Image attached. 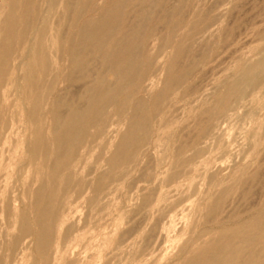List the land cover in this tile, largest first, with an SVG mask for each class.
Instances as JSON below:
<instances>
[{
  "label": "bare ground",
  "instance_id": "6f19581e",
  "mask_svg": "<svg viewBox=\"0 0 264 264\" xmlns=\"http://www.w3.org/2000/svg\"><path fill=\"white\" fill-rule=\"evenodd\" d=\"M200 1L174 0V3L169 4L168 0H0V226L3 222L7 225L5 226L6 229L1 226L2 231L0 232L2 233L5 230L6 234H4L7 237L6 248L2 250L3 255H6V253L8 255V250L17 247L20 241H23L26 237H30L31 239L29 238L28 240L33 243L34 260L32 259L33 262L31 261L32 263L30 262V264H48L52 252H55V254L58 252L59 247H61L59 246L60 234L62 233L61 227L66 226L63 224L67 220L68 215L66 214L68 212H66V207L72 204L74 196L75 198L81 197L82 193L81 188L84 180H81V177L78 178L81 174L83 155L81 148L83 147L84 153L88 151L87 144L89 140H99V137L105 135L108 123L120 124L121 120L119 119L124 116L128 126L120 136L117 134L119 140L117 142V139L115 140L116 143L114 142L112 151L107 152V156L103 158L107 165L106 168L104 167V170H106L100 171L94 177L92 185L90 182L93 180L89 181V186H92L90 190L95 192L96 196H98L97 194L102 188L107 187L111 180L114 179L116 167L130 165L129 163L135 158L140 147L145 144L144 142L147 140L151 130V123L152 125L153 123L157 124V122L164 124L168 121V123H172L168 119L164 122L165 117L162 116L163 112H165L164 105L168 101L174 102L179 97H191L190 95L193 94L196 88V83L193 82V76L196 77V74H194L197 71L196 69L202 67L201 64L218 47L216 44L222 43L224 45L225 43L226 45L233 32V29H227L222 26L225 28L223 29L219 21V14H213L209 8L202 9L203 5L202 7L200 6ZM262 29L259 31L261 32ZM216 33L218 34L216 35ZM202 43L207 46L205 51L203 49L199 51L196 46ZM203 48L205 49V46ZM215 52L217 54V51ZM211 59L214 60L212 57ZM211 59L209 58V60ZM250 61L239 60L236 63L234 62L235 64L231 65L230 71L228 70L229 74L222 77V80L220 78L215 88L210 93L208 92L209 95L206 94L208 97L203 94L206 98L197 96L196 99H193L198 102L194 108V104L192 105V117L194 119H191V121L193 120V123H195L194 128H192L194 130L191 132L190 129V133L179 138L178 144H175V149L170 151L168 145H170L171 141H175L178 138L176 136L179 135L178 132L182 131L178 129L181 126L176 127L179 131L174 137L177 138L175 140L170 138L171 141L168 140V143L164 142L165 140L163 141L167 143L168 153L164 151L165 154L163 153L158 158L156 157L154 165L163 166L166 160L170 159L174 168L185 163L192 170H197L199 164L196 166L197 163L194 164L193 159L197 155H206L208 152L210 154L213 151L211 147L219 152L231 154L236 151L235 147H230L231 142L226 139L225 132H229V130L225 129V123L235 113L240 104H243L242 102L248 92L258 87L264 79V55L256 57L253 61L250 59ZM200 65L201 67H199ZM163 72L164 77L161 79V73ZM160 82L161 85H159ZM198 82L200 83L199 80ZM245 100H247V97ZM186 101L188 104L192 99L188 101L186 98ZM114 117H117V119L115 118L116 120H114ZM157 118H160V120L156 122ZM191 121L189 120V123ZM163 124L160 127H163ZM181 124L183 123L181 122ZM112 128L114 129V127ZM113 129H111L112 132ZM172 129L176 130L175 128ZM183 132L186 133L187 131ZM115 134L114 132L112 137ZM159 134L161 133L159 132ZM166 135L162 136L167 138ZM155 136L157 137V135ZM106 141L108 142V140ZM215 143L214 147L213 144ZM258 144V141L254 140V149ZM84 147L87 149L86 151ZM90 148L94 149L95 147L92 146ZM96 150V153L99 152ZM95 152L93 153L95 154ZM150 156L148 155V157ZM209 156H205L200 164H202V167L205 166L203 167L204 174L209 179V189L214 190V192L204 196L195 210L202 212L204 209L203 214L206 220L204 222H207V224L210 222L214 223V230L216 231L204 245L195 247L193 252L189 256L184 257L178 264H264V200L260 204L257 202L255 207L246 209V211L240 212L238 210L239 212H233L228 216V219L226 218L227 220L225 219L226 221L218 218L226 196L233 188L243 190L245 196L250 193V183L259 179L261 166L252 165L253 159L249 161L247 159L244 163H238L227 174H224L226 165L224 169L222 165L215 169L207 167ZM236 158L235 161H238ZM259 158L261 157L259 156ZM150 159L152 158L150 157ZM227 159L231 160V157ZM89 161L91 162V160H87V163ZM215 162L214 167L215 164H218V161ZM250 166L252 168L253 166L255 167L251 169ZM149 169L152 171L153 168L150 167ZM176 169L171 172H169V169L168 172H161L163 178L162 180L161 177L160 180L157 179L159 183L160 181L166 182L163 184L168 187L169 184L176 181L179 173V170ZM87 170L90 172L89 169ZM96 170L98 169L95 168L94 171ZM200 171L199 169L198 172ZM153 172L151 177H153L154 173L156 175L157 171ZM140 173L141 171L139 175L143 176L141 174H144V172ZM144 175L150 176L151 174L147 171ZM84 176L86 177V175ZM84 176L82 177L83 179ZM131 182L133 183V180ZM110 186L112 187V185ZM142 187L138 188L137 191L142 189ZM167 187L166 190L159 189L156 201L158 204L165 202V205L171 206L174 202L173 200L172 202L171 200L169 201L167 195L178 188L177 186L173 189ZM148 188V191L152 188L156 193L153 187L150 188L149 186ZM83 192L86 191L83 189ZM151 193L145 192V195L141 196L144 202L149 200ZM89 194L91 193L89 192ZM234 194L236 193L234 192ZM154 196L152 197L154 198ZM89 198H85L87 200L84 202L91 201ZM93 199L98 201L102 198ZM231 199L229 200L230 202ZM179 201L180 199L177 202ZM98 204L92 205V207H97L99 206ZM225 205L228 206L229 204ZM184 206L186 207V204ZM136 208L139 207L136 206ZM161 208L164 209V207L159 209ZM223 209H225V206ZM159 211L161 212V210ZM227 211H225L226 217ZM90 212L91 216L95 215ZM163 212H166L165 209ZM163 214L158 215L161 216ZM126 215L129 216L130 214ZM147 215L150 217L148 213ZM181 215H184V212ZM174 216L170 217V222H167V224H171L176 219L175 217L172 221ZM141 217H143V214ZM145 217L148 218L146 215ZM158 217L156 216L159 220ZM135 222L134 224L136 225L137 222ZM164 222L166 221L164 220ZM160 223L162 224L163 222ZM71 224H68V227ZM135 225L134 227L132 224V227L129 226L134 229ZM157 225L159 227V224ZM204 226H206V223ZM71 227L74 230L73 226ZM150 227L151 231L153 224ZM162 227L164 226L162 225ZM136 228L140 229L137 225ZM204 228L208 227H202V229ZM124 230L122 231L126 232L128 229ZM62 231L64 232V230ZM69 232L71 234L68 233L65 237L69 234L73 235V231ZM167 232H169V229L166 233L164 232V236L168 235ZM156 234L152 236L153 239ZM139 235L141 237V234ZM79 236L80 233L72 237L76 239ZM128 236L131 235L128 233ZM65 237L63 239L67 240L68 238L66 239ZM72 237L68 240H72ZM145 237H148L147 233ZM145 237L143 236V238ZM0 238L2 237L0 236ZM120 238L119 243L121 245ZM161 238L167 239V237ZM1 240L3 241V239ZM114 242L116 243V241ZM100 243L98 242V245ZM188 243L185 246H189ZM72 244L76 246L75 240ZM24 246L26 248V245ZM4 249H7V252L4 253ZM28 250L30 251L31 249H27L25 252H29ZM109 250L106 252H109ZM18 253L21 252L19 251ZM9 255L11 254L9 253ZM75 256L77 257V255ZM86 256L85 258H87ZM54 257L56 258V256ZM10 258L7 260L10 261ZM176 259L179 258H174V260ZM0 260L2 261V257ZM62 260H60L61 264ZM65 262L64 264H66Z\"/></svg>",
  "mask_w": 264,
  "mask_h": 264
},
{
  "label": "rangeland",
  "instance_id": "374dc122",
  "mask_svg": "<svg viewBox=\"0 0 264 264\" xmlns=\"http://www.w3.org/2000/svg\"><path fill=\"white\" fill-rule=\"evenodd\" d=\"M201 1H203V2H201ZM201 1H200V6L202 7V5H203L202 9L209 8V10H211V12L213 14H216V15L219 14L218 17L220 19L219 21H220L221 27L224 26L227 29H229V28L233 29L232 35L230 36L229 40L226 42V45H225V43H224V45L222 43L221 44H216V46H218V47H216V49L210 54V57L208 56V58H206L204 63L201 64L202 67L200 65L199 67H201V68H197L196 69L197 71H196V73H194V74H196V77L193 76V82L196 83V86H195L196 88H195V91L193 92V94L190 95L191 97H189V96L181 97V98L179 97L174 102H169L168 101L164 105L165 106V109H164L165 112H163V115H162L163 117H165V119H164L165 121L164 122H166L167 119H168L172 123H170V122L168 123V121L166 123H164V124L163 123H158L157 121H159L161 117L157 118V120H156L158 125L156 123H153V125H152V123H151V130H150L149 136H148L147 140L144 142L145 144H143L140 147V149L137 152L135 158L129 163L130 165H126V166L125 165H121V166L116 167L117 170L116 169L114 170L115 171L114 179L111 180V183L107 185V187H109V188H107V187L102 188V190L97 194L98 196H96L95 192L90 190V188L92 189V186H89L90 185L89 181H91V179L93 180V181L90 182L91 185H92V183L94 182V179H95L94 177H96V175L100 171H105L106 170V169L104 170V167L106 168L107 165L105 164V161H104L103 158L105 156H107V154H108L107 152H109V151L111 152L112 151L111 149H113V145L119 140L120 134L128 126V123H126L127 121L124 118V116L120 117V119H119V120H121L120 124L119 123H113V124L112 123H108V126L106 127L107 131L104 133L105 135H102L104 138L101 136V137H99V140L98 139L91 140V141L89 140L90 143L88 142V144H87L88 145L87 146L88 147V151H86L87 149L84 147V150L86 151L85 152L86 154L83 151V147L81 148V152H82L83 155H82V162H81V174L78 177V178L81 177V180H84L83 181V186L81 188V190H82L81 191L82 192L81 193V197H78V198L76 197L75 198V196H74V198L72 199V204L70 206L66 207V212L68 211L66 214H68V215H67V220L64 222L63 225H66L67 228H66V226L65 227L64 226L61 227V232L62 233L61 232L60 233L62 234V236L60 234V237L62 239L60 238V240H59L60 241L59 246H61V247H59V250H58V252H56V254H55V252H52L53 255L51 254V258H50V261H49L48 264H53V262H54V264H58V263L61 264L60 260H62L63 258H64V260H62V264H64V261H66L65 262L66 264H82V262H83V264H87V262H88V264H91L92 262H94L92 264H151V263L152 264L153 263L154 264L155 263L156 264L157 263L158 264H169V263L172 264L174 261H175V263H173V264L180 263L184 259V257L189 256L193 252V249L195 247L204 245L215 234V231H216V230H214L215 229L214 223L210 222V223H208V224H210L208 226L207 222H204V221H206L205 217H204V214H203L204 209H203L202 212H199V211L195 210L197 205H199L201 203L202 198L204 196H207V194H210V193L214 192V190L209 189V187H210L209 179L207 177H205V174H204V168L203 167H205V166L202 167V164H200L205 156H209L210 155L209 156V160H208L209 164L207 165V167L209 166V167H212V169H215L219 165H222V167L224 169V167L226 165V167L224 169V172H223L224 174H227L232 169V167H234L238 163H244V161H246L247 159H248L247 161H249L250 159H253L252 160L253 164L251 163L252 165H255V166L256 165H260L261 166V175H260L259 179H257L256 181L250 183V190H249L250 193L248 195L245 196L244 193H243V190L241 191L239 188H233L229 192V194L226 196V199H225V202H224L223 207L221 209V212H220V214H218V218L219 219H222L223 221H226L228 219V216L230 214H232L233 212H239L238 210H240V212H243L244 210L246 211V209L248 210V209H251L252 207H255L257 205L256 204L257 202H258V204H260L261 201L264 200V168L262 169V167H264V155L261 156L262 154H264V89H262V88H264V79H263L262 82L258 85V87H256L255 89L251 90L250 92H248V94L245 96V98H244V100L242 102L243 104H240V106L235 111V113L225 123V129L227 128L229 130V132L226 131L227 129L225 130L226 131L225 132L226 133V135H225L226 139H228L231 142V146L230 147H232V148L235 147L234 149L236 151H234L233 154H231V153L219 152L215 148L211 147V149L213 151L210 154L208 152V153H206V155L205 154L204 155L203 154L197 155L193 159L194 164L197 163L196 166L199 164L197 166V170H192L191 167H189L188 165L186 166L185 163L184 164L182 163L179 167H175V168H177L176 170H179L178 178H177L176 181H174L171 184H169L168 187H170V189L171 188L173 189V188H175V186H177L178 189L177 190H172L167 195V197H168L169 201L171 200V202H172V200H173L174 204L175 203L176 204L175 205L173 204V205L170 206V205H165L164 204L165 202H160L158 204L157 201H156L159 189L166 190V187H167L165 184H163V183H166V182L160 181V183L163 185V187H162V185L157 180V179L160 180V177H161V180H162L163 176H162L161 172L162 173L166 172V171L168 172L169 170H170L169 172H171L172 170H175L174 165L171 164L170 159L166 160L164 165L163 166L161 165L162 167L160 166L161 168L158 167L157 164L154 165L155 162H156V157L158 158L159 156L163 155L164 151L167 152L166 145L168 143V140H170V138L175 140V138L178 137L175 141H171L170 140L171 142H170V145H168V147H170L169 150L171 151L172 149L173 150L175 149V144L176 145L178 144L179 138H181L184 135L190 133L189 132L190 129H191V132L194 130L192 128H194L193 126L195 125V123H193V120L191 121V119H194L192 117V113H193L192 112L193 111L192 105L194 104V106H193V108H194L196 106V104H198V102L194 101L193 99H196L197 96L201 97V96H203V94L204 95H206V94L209 95L210 91H212L215 88L216 84H218L220 78L222 80L223 79L222 77H225L227 74H229L228 72L230 71V68H232V66L237 61L242 60V61H245V62H251L250 59L253 61V60L256 59V57L258 58V57L264 55V53H263L264 52V46L262 47V45L264 44V30H263L264 29V0H201ZM168 2H169V4H172V3H174V0H168ZM211 7H212V9H211ZM224 27H222V28L225 29ZM261 29H262V31L260 32L259 30H261ZM258 32H260V33H258ZM217 34L218 33H216V35ZM196 46L199 48L198 49L196 47L199 51L200 50L202 51V49L205 51L207 49V46L204 43L197 44ZM202 46L203 47L205 46V49ZM217 48H219V49H217ZM215 51H217V54L218 53L219 54L217 55ZM216 56L217 57L219 56V57L217 58ZM211 57L214 58V60H212ZM209 58L211 60H209ZM216 59H218V60H216ZM208 61H210L211 64H209L210 62H208ZM161 74H162L161 75V79H162L164 77V75H163L164 72L161 73ZM198 80L200 81L201 84L198 82ZM159 85H161V82L159 83ZM202 90H203V92H202ZM208 95H206V96L208 97ZM203 97H205V96H203ZM246 97H247V100H245ZM186 98L188 99V101H190L192 99L193 103L191 101V102H188V104H187L186 103L187 102ZM183 101H185V102H183ZM183 103H184V105H183ZM189 108H190V110H189ZM173 115H175V116H173ZM187 116H188V118H187ZM176 117L178 118L177 120H176ZM115 118L117 119V117H114V120H116ZM183 119H185V120H183ZM189 120L191 121L190 123H189ZM178 121H179V123H178ZM181 122L183 124H181ZM186 122L188 123V125H186L187 124ZM162 124H163V127H160V126H162ZM166 124H169V125L166 126ZM184 124L187 126V128H186V126ZM154 125H155V127L157 126L158 129L155 128ZM179 126H181V127H179ZM226 126H228V127H226ZM112 127H114V129ZM176 127L177 128L179 127L178 129L182 130V131L178 132L179 130ZM182 127H184V128L182 129ZM108 128H110V130L113 129V132H112V130L111 131L108 130ZM159 128L162 129V130H160ZM172 128H175L177 131L176 130L174 131ZM155 129H156V131H155ZM169 129H171V130H169ZM166 131H167V133H166ZM171 131H173L174 133L173 132L170 133ZM183 131H187V132L184 133ZM114 132L116 133L114 135L115 138H114V136L112 137ZM159 132L161 134L158 135ZM177 132L179 133V135H176L177 137H174L175 134H178ZM227 132H228V136H227ZM238 132H240V133H238ZM117 134H119V136ZM164 134L165 135L167 134L166 135L167 138L165 136H162ZM155 135H157V137ZM101 140H103V141H101ZM106 140H108V142ZM115 140H116V142H115ZM233 140L235 141L234 143H233ZM254 140L258 141V143H259L258 146H256L255 149H254ZM163 141L167 142V143H164ZM155 143H157V144H155ZM154 144H155V146H154ZM159 144H161V145H159ZM215 145H216V143L213 144L214 147H215ZM92 146H94L95 148L94 149L90 148L91 151H92L91 152L89 147H92ZM152 146L155 147V148H153ZM236 147H238V148H236ZM152 148H153V150H152ZM96 149L99 152L96 153L95 152ZM162 149H164V150H162ZM103 150L106 151V152L104 153ZM87 152H89L90 154L87 153ZM93 152H95V154ZM148 152H150V153H148ZM214 153H215V155H214ZM255 153H256V155H255ZM96 154H97V157H96ZM103 154H104V156L101 157V155H103ZM150 154H151V156H150ZM148 155L152 159H150V157H148ZM227 155H228V157H227ZM98 156H100L99 158H101V159H99ZM259 156L262 159L259 158ZM153 157H154V160H153ZM230 157H231V160L230 159L228 160L227 158H230ZM253 157L256 158L259 162L256 159L254 160ZM83 158L84 159L86 158V160H84ZM235 158L238 159V161L237 160L235 161ZM224 159H225V161H224ZM87 160H91L92 163L89 161L90 163L88 162L89 163L88 164ZM226 160H227V162H226ZM102 161H104V162H102ZM139 161H141V162H139ZM146 161H148V162H146ZM215 161H218V164H215V167H214V163H216ZM220 161H222V162H220ZM233 161H235V162L233 163ZM82 163L83 164L85 163L84 166H83ZM143 164H145V165H143ZM149 164H151L154 167H152ZM91 165L94 166V167L92 166L93 171L91 169L92 173L90 171ZM96 165H97V167L98 166L99 167L97 168ZM141 165H143V166H141ZM128 166H129V168H127ZM190 166H192V165H190ZM255 166H253V168ZM150 167L153 168L154 170L152 169V171H151L149 169ZM250 167H251V169H253L252 166H250ZM95 168L98 169V170L94 171ZM87 169H89L90 172H88ZM199 169L201 170L200 172H198ZM142 170H144L143 171L144 174L147 171H149L151 175L150 176H146L144 174H141V173H143ZM140 171H141L140 174L143 175V176L139 175ZM153 171L154 172L157 171L156 175H155V173ZM93 172H95L94 175H93ZM136 172H138V173H136ZM152 172L154 173L153 177H151L152 176ZM195 173H197V174H195ZM84 175H86V177ZM83 176H84V179L82 178ZM116 177H117V179H116ZM124 177H125V179H124ZM127 177H128V179H127ZM133 177L136 178V180H134ZM145 177H146V179H145ZM148 178H149V180L146 181ZM150 179H151V181H150ZM131 180H133V183L131 182ZM137 180H138V182H137ZM134 181L136 182L135 184H134ZM190 181H191V184H190ZM124 182H125V184H124ZM155 183H158V184H155ZM131 184H132V187H131ZM133 184H134V186H133ZM153 184H155V185H153ZM110 185H112V187ZM156 185L157 186L159 185L157 189H156V187H157ZM251 185H253V186H251ZM145 186H147L146 187L147 189L145 188ZM149 186H150V188L153 187L154 190H156V193H155V191H153L152 188L150 189V191H148V189H149L148 187ZM140 187H142V189H139L140 191L138 190L139 191L138 192L137 189L140 188ZM83 189L87 193L83 192ZM129 189H131V190H129ZM239 190H240V192H238ZM151 191H152L153 195H155L154 198L152 197L153 195H152ZM89 192L92 195L89 194ZM145 192L151 193V196L149 198L150 201L149 200L147 202L143 201L142 197H143V195H145ZM234 192L236 194H234ZM128 194H130V195H128ZM90 195H91V197H90ZM101 195H102V197H101ZM234 195L235 196L237 195L238 197L237 196L235 197ZM243 195H244V197H243ZM249 195H251V196H249ZM247 196H248V198H246ZM92 197L93 198H98V199L102 198V199L98 200L99 201V204H98V201L96 199L94 200ZM85 198H89V200H91V201L93 200V201L92 202L91 201L84 202V201L87 200ZM152 198H153V200H151ZM229 198L230 199L232 198L231 202L229 201L230 200ZM179 199H180V201L177 202ZM140 200H142L141 203H140ZM186 200H187L188 203L186 202ZM234 201H235V203H234ZM143 203H145V204H143ZM97 204L99 205V206H97L98 208L95 207V206L92 207V205H97ZM146 204H148V205L150 204L151 205V206L149 205V209H150L149 212H148V210H149L148 209V205H146ZM161 204H162V206H161ZM185 204H186V207L184 206ZM187 204H188L189 207L187 206ZM225 204H227V205L229 204V205L226 206ZM72 206H73V208H71ZM105 206H107V207H105ZM136 206L139 207L140 209L136 208ZM224 206H225V209H223ZM160 207H164V209L167 212V214H166V212H163L164 211L163 208L159 209ZM169 207H170V209H169ZM231 207H232V209H231ZM247 207H250V208H247ZM95 208H97V209L95 210ZM133 209H135V210H133ZM138 209L139 210L143 209V210H141L139 212ZM158 209L161 210V212ZM189 210H190V213H189ZM90 211L93 212L95 215L91 216V214H89ZM134 211H136V212H134ZM225 211H227L226 212L227 213V217H226ZM131 212H133V213H131ZM146 212L150 215V217H148ZM172 212H174V213H172ZM183 212H184V215H181V214H183ZM157 213L158 214H163V215H161L162 217L160 215H158ZM126 214H128V215L130 214L131 218H130V215L127 216ZM135 214H136V216H135ZM142 214H143L144 219H143V217H141ZM171 214H173V215H171ZM176 214H178V215H176ZM179 214H180V216H179ZM145 215L148 218H146ZM170 215L171 216L175 215L174 218L172 217V221H173V219H175V217H176V219L174 220L175 222L173 221V222H171V224L170 223L167 224V222H170V217H171ZM219 215H220V217H219ZM156 216L157 217L159 216L158 217L159 220L156 218ZM183 216H185L186 218L185 217L183 218ZM162 218L166 222H164V220ZM198 218H199V220H198ZM71 220H74V221L71 222ZM176 220H177V222H176ZM135 221L137 222V224H136L137 227L140 228L139 230L136 228V225L134 224ZM154 221L156 222V224H159V227H158V225L156 226ZM160 222H163V223L161 224ZM66 223H68V224L72 223L73 225L71 224V226H73L74 230H72L71 226H69V227H71V228H69L68 224H66ZM140 223H141V225H140ZM151 223L153 224L152 229L155 232H151V231H153L152 229L150 231V228H151L150 226H152ZM203 223L204 224L206 223V226H204ZM211 223H212V225H211ZM3 224H4V222H3ZM3 224L1 226L4 229H6L5 228V226H7V225H5L6 223L4 224V226H3ZM77 224H78V226H76ZM131 224H132L133 227L135 225L134 229L131 228L132 227ZM199 224L203 225L202 227H208V228H204L205 229L204 230V229H202L201 225L199 227ZM162 225L164 227H162ZM167 225H168V227H167ZM171 225L174 226V227H172ZM1 226H0V232L2 231L1 230L2 229ZM124 227H126L128 229L126 232L122 231L124 229L126 230V228H124ZM156 227H157V229H156ZM80 228H81V230H80ZM168 229H169V232H167V233H168V235L169 234L170 235L169 236L168 235L164 236V232L166 233V231H168ZM62 230H64V232ZM67 230L73 231L75 233L74 234L72 232L73 235H76V234L80 233V236L78 238H76L78 241L76 239H74L72 237L73 235L72 236L70 235L71 232H69V231L67 232ZM76 230H78V231H76ZM162 230H164V231H162ZM156 231H158L159 233L157 232V234H156ZM174 231H175V233H174ZM197 231H198V233H197ZM149 232H151V233H149ZM162 232H163V234H162ZM195 232H196V234H195ZM4 233L6 234L5 230L2 233H0V236L2 237V238H0V242L2 241L1 239H3V241L5 239V241L4 242L2 241L1 244H0V246L2 245L1 248H0V256L2 257V261L0 260V264L1 263L5 264L6 262H7V264L8 263L9 264H30L31 261L33 262V260H34V258H33L34 257L33 256L34 253L32 251L33 250V245H32L33 243H32L31 240H28L30 237H26L23 241H20L21 244L20 243L18 244L19 247L17 245V247H14L13 249H9L8 250L9 251L8 255H9V253L11 255L14 253L12 255V257H11V255H9L12 259L7 255V253H6V255H3V251L2 250H3V248H6V240H7V237H6V235ZM68 233H70V234L67 235V237H65V235L68 234ZM118 233H120V234H118ZM128 233L131 236H128ZM135 233H136V235H135ZM146 233H147L148 237H145ZM148 233H149V235H148ZM154 233L156 234V237H154V239H153L152 236L153 235L155 236ZM188 233H190V234L188 235ZM63 234H64V236H63ZM139 234H141V237H140ZM117 236H118V238H116ZM121 236H124V237H121ZM143 236L145 238H143ZM159 236H161L163 238L167 237V239H162L161 237L159 238ZM190 236H193L194 238L190 237ZM63 237H65L66 239L67 238L69 239L70 237H72V240L71 239L70 240H68V239L64 240ZM119 238H120V241H121V245L119 243ZM155 238H156L157 242H156ZM80 239H81V241H79ZM145 239L148 240V241H146ZM61 240H62V242H61ZM74 240H75L76 246L75 245L73 246V244H72V242ZM24 241H26V242H24ZM76 241H77V243L79 245L76 243ZM114 241H116V243H119V244H116ZM98 242L99 243L101 242L100 245H98ZM4 243H5V246H4ZM23 243H25V244H23ZM128 243L130 244L131 247L129 246ZM163 243L166 246L165 245L163 246ZM186 243H188L189 246L186 245L187 246L186 247L185 246ZM64 244L67 245V247H65ZM24 245H26V248H25ZM117 245H119L118 246L119 248L117 247ZM64 247H65V249H64ZM72 247H73V249H72ZM160 247H161V249H160ZM79 248H80V250H79ZM7 249H4V253L7 252ZM27 249H31V250L30 251L28 250L29 252H25ZM11 250H13L14 252L11 251ZM17 250H19L22 254L18 253L19 251H17ZM68 250H70V251H68ZM108 250H109V252H106ZM111 250H113V251H111ZM126 250H128V251H126ZM78 251H79V253H78ZM92 251H94V252H92ZM129 251H130V253H129ZM16 253H17V255H16ZM72 253H73V256H72ZM110 253L111 254L113 253V254L111 255ZM74 254L77 255V257ZM87 254H88V256H86ZM104 254H106V255H104ZM54 256H56V258ZM61 256H62V258H61ZM85 256L87 258H85ZM128 256H129V258L127 259ZM1 257H0V259H1ZM6 257H8V258H6ZM9 258H10L11 262L9 260H7ZM52 258H54V259H52ZM174 258H179V259L174 260ZM23 259L25 260V262H24ZM4 260H6V261L4 262ZM54 260L56 261V263H55ZM73 261H75V262H73ZM26 262H28V263H26Z\"/></svg>",
  "mask_w": 264,
  "mask_h": 264
}]
</instances>
